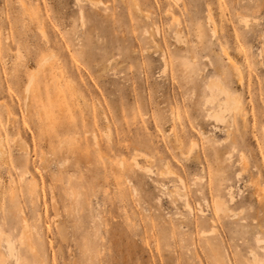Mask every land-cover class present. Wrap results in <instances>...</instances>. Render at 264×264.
Listing matches in <instances>:
<instances>
[{"label":"rangeland","instance_id":"rangeland-1","mask_svg":"<svg viewBox=\"0 0 264 264\" xmlns=\"http://www.w3.org/2000/svg\"><path fill=\"white\" fill-rule=\"evenodd\" d=\"M0 144V264H264V0H0Z\"/></svg>","mask_w":264,"mask_h":264},{"label":"bare ground","instance_id":"bare-ground-1","mask_svg":"<svg viewBox=\"0 0 264 264\" xmlns=\"http://www.w3.org/2000/svg\"><path fill=\"white\" fill-rule=\"evenodd\" d=\"M214 23V22H213ZM35 75V74H34ZM33 77V76H32ZM31 80V79H30ZM30 80H29V83H30ZM214 84V83H213ZM213 84H210V86H212ZM209 88V87H208ZM222 94H224L225 96H224V101H223V103L222 104H220L219 105V108H218V110L216 109V111L217 112H215L214 114L212 113V117H214L216 120H222V114H224L225 112L224 111H226V112H228V111H230V110H226V109H230V108H235V109H237L238 108V103L235 101V99L233 100V99H231L230 98V96L228 95V93H226V91H224V90H220V88L218 89ZM218 91V92H219ZM219 97V96H218ZM212 100H213V98H212V93H210V97L207 99V102H212ZM223 105V106H222ZM220 106H222V108H220ZM225 115H226V113H225ZM224 115V116H225ZM224 116H223V118H224ZM215 120V121H216ZM218 122H220V121H218ZM223 122V121H222ZM0 150H1V144H0ZM1 152H2V150H1ZM216 207L218 208V209H220V203H216ZM7 240V239H6ZM8 247V246H7ZM13 249V248H12ZM7 250H8V248H7ZM9 253L10 254H12V252H10V249H9ZM31 253L35 256L36 255V252L34 251V250H31Z\"/></svg>","mask_w":264,"mask_h":264}]
</instances>
